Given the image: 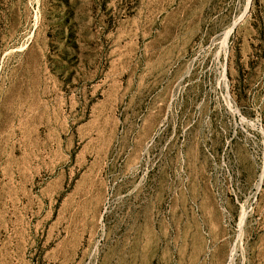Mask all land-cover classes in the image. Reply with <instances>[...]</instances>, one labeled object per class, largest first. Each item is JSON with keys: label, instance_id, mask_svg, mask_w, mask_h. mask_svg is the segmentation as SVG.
Returning <instances> with one entry per match:
<instances>
[{"label": "rangeland", "instance_id": "374dc122", "mask_svg": "<svg viewBox=\"0 0 264 264\" xmlns=\"http://www.w3.org/2000/svg\"><path fill=\"white\" fill-rule=\"evenodd\" d=\"M0 264H264V0H0Z\"/></svg>", "mask_w": 264, "mask_h": 264}]
</instances>
